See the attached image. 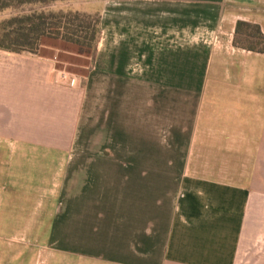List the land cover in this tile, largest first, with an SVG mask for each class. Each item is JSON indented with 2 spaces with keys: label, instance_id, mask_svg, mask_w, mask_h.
<instances>
[{
  "label": "crops",
  "instance_id": "crops-1",
  "mask_svg": "<svg viewBox=\"0 0 264 264\" xmlns=\"http://www.w3.org/2000/svg\"><path fill=\"white\" fill-rule=\"evenodd\" d=\"M100 8L84 88L0 49V264H264V0Z\"/></svg>",
  "mask_w": 264,
  "mask_h": 264
},
{
  "label": "trees",
  "instance_id": "trees-1",
  "mask_svg": "<svg viewBox=\"0 0 264 264\" xmlns=\"http://www.w3.org/2000/svg\"><path fill=\"white\" fill-rule=\"evenodd\" d=\"M50 0H0V49L39 53L43 37L61 38L88 48H95L99 32V14L72 7L49 8ZM79 16H85L80 19ZM235 46L264 52V33L254 22L238 19L234 26Z\"/></svg>",
  "mask_w": 264,
  "mask_h": 264
},
{
  "label": "rangeland",
  "instance_id": "rangeland-1",
  "mask_svg": "<svg viewBox=\"0 0 264 264\" xmlns=\"http://www.w3.org/2000/svg\"><path fill=\"white\" fill-rule=\"evenodd\" d=\"M100 4L101 0H88L87 2L86 0H75L73 7L81 12L91 13V17L94 18L96 14L100 16ZM84 17L79 16L80 19ZM41 40L39 52L46 57L53 58L58 70L67 73L69 79L75 78L78 82V86L84 88L88 72L91 69L96 54V47L92 49L85 46L83 48L79 44L66 42L56 37H43ZM35 240L36 239H33L31 242L27 243L29 248L10 249L5 256H9L11 252L13 255L14 252L24 251L23 257L25 260L27 261L30 259L33 264H51L52 262V264H55L51 258H55L56 255L50 250V247L46 248L41 246L40 243L35 242ZM7 261L11 260H6V263Z\"/></svg>",
  "mask_w": 264,
  "mask_h": 264
},
{
  "label": "built area",
  "instance_id": "built-area-1",
  "mask_svg": "<svg viewBox=\"0 0 264 264\" xmlns=\"http://www.w3.org/2000/svg\"><path fill=\"white\" fill-rule=\"evenodd\" d=\"M54 80L57 83L66 82V83H69V84H75V82L77 81L75 78L69 79L68 74L63 72V71H60V70H57L55 72Z\"/></svg>",
  "mask_w": 264,
  "mask_h": 264
}]
</instances>
